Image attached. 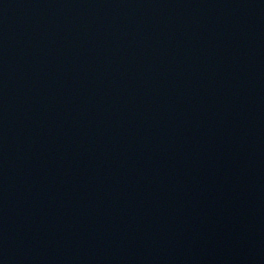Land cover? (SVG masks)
<instances>
[{"label":"water","instance_id":"95a60500","mask_svg":"<svg viewBox=\"0 0 264 264\" xmlns=\"http://www.w3.org/2000/svg\"><path fill=\"white\" fill-rule=\"evenodd\" d=\"M0 264H264V0H0Z\"/></svg>","mask_w":264,"mask_h":264}]
</instances>
